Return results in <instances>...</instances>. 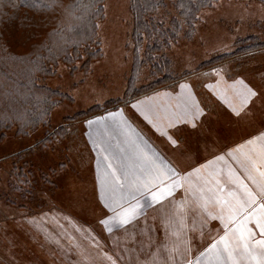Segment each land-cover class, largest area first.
<instances>
[{"label": "crops", "instance_id": "1", "mask_svg": "<svg viewBox=\"0 0 264 264\" xmlns=\"http://www.w3.org/2000/svg\"><path fill=\"white\" fill-rule=\"evenodd\" d=\"M214 76L186 77L84 122L76 137L88 148L84 166L66 176L61 193L48 196L54 211L24 210L8 221L14 230L22 219V244L16 230L7 234L0 264H257L259 257L234 238L231 259L218 250L226 230L232 238L222 204L235 203L229 193L243 199L246 185L264 201L249 178L264 183L257 171H264V160L247 143L264 133V89L244 76ZM164 168L178 171L182 186L159 203L151 192L140 195L137 189L143 192ZM137 200L143 207L123 223L117 213ZM248 226L256 234L249 248L257 249L259 230Z\"/></svg>", "mask_w": 264, "mask_h": 264}, {"label": "rangeland", "instance_id": "2", "mask_svg": "<svg viewBox=\"0 0 264 264\" xmlns=\"http://www.w3.org/2000/svg\"><path fill=\"white\" fill-rule=\"evenodd\" d=\"M104 10L105 16L98 24L103 56L86 70L80 68L82 62L77 64L76 70L59 63L55 75L40 81L41 85L68 96L52 109L49 124L27 132H19L15 127L0 130V246L3 248L9 246L7 234L13 235L14 230L19 241L15 243L22 244V219L14 230L7 226L13 216H20L24 210H55L48 196L61 193L63 185L69 184L66 176L71 171L77 173L78 168L84 166L83 159L86 161L88 148L78 143L77 133H81L83 123L89 118L111 111L100 110L107 102L122 100L121 106L186 77H192L194 82L208 81L216 73L231 79L244 76L258 89H264V0H218L203 9L193 35L181 38L167 50L172 72L178 79L128 99L124 97L130 87L133 67L130 0H105ZM24 16L29 20L39 15L28 12ZM14 30L12 41L23 44L21 40L27 36H22L19 29L17 33ZM25 33L28 35L27 29ZM247 38L254 39L241 46L254 45V49L243 52L238 44ZM236 52L213 65L203 66L215 57ZM153 80L149 67H144L129 93L134 89L140 93L142 87ZM15 252L17 257L22 254V251Z\"/></svg>", "mask_w": 264, "mask_h": 264}, {"label": "trees", "instance_id": "3", "mask_svg": "<svg viewBox=\"0 0 264 264\" xmlns=\"http://www.w3.org/2000/svg\"><path fill=\"white\" fill-rule=\"evenodd\" d=\"M217 1L130 0L133 67L124 99L178 79L172 72L167 50L181 38L191 37L201 11ZM104 9L105 0H0V130L15 127L19 132H27L49 124L52 109L68 96L41 85L40 81L55 75L59 63L76 70L82 62L80 68L86 70L103 56L98 24L105 16ZM28 12L39 16L29 17V21L24 16ZM13 28L15 33L20 30L22 36H27L21 40L23 44L12 41ZM253 39L239 42L238 49H252L254 45L241 44ZM237 53L215 57L203 66ZM144 67H149L154 80L143 86L140 93L136 89L129 93ZM121 103L122 100H113L100 110L116 108Z\"/></svg>", "mask_w": 264, "mask_h": 264}, {"label": "snow or ice", "instance_id": "4", "mask_svg": "<svg viewBox=\"0 0 264 264\" xmlns=\"http://www.w3.org/2000/svg\"><path fill=\"white\" fill-rule=\"evenodd\" d=\"M238 83H242V81ZM181 87L183 88L184 86L182 85ZM247 95L255 96L256 93L253 92L251 89H248ZM237 115H239V112H237ZM247 143L251 145H256V148L254 149L255 155L259 159L264 160V133H261V135L256 137L255 139L249 140ZM249 158L251 159V157ZM216 159L222 160L223 157L218 156L216 157ZM253 163L255 164V162ZM108 167L111 168L110 163ZM194 171L198 172L199 169H194ZM257 171L259 172L261 180H264V171H260L259 168H257ZM191 174L192 173H188V175ZM176 177H179L178 171H175L172 168L160 169L158 170L157 174L153 177L154 183H152L151 185L145 184L143 192H140L139 189H137V191L140 195H144V192H151L152 200L159 203L165 194L170 195L173 189L178 186H182L181 180L177 179ZM249 178L259 189L260 195L264 196V183H258L256 181V178L252 177L251 175ZM121 187H123V185H121ZM243 187L245 198L241 199L239 196H237L236 193L233 192L229 193V195L232 197V200L235 201V203H229L228 201L222 202L223 205H227L228 207L229 215L227 217V227L231 228L232 238H230L229 232L226 230L225 235L221 237L220 241V243L223 244V248L219 249L218 252L226 253L227 258L231 259L235 251V247L233 244L234 238L236 242L243 244L244 249L249 256H253V258L259 257V259L257 260V264H264V201H258L256 195H254L253 192L248 189L246 185H244ZM153 188L156 190L153 191ZM132 199H136V196L133 195ZM217 202L220 203L221 201L218 200ZM204 206L205 208L207 207L206 201ZM142 207L143 205H141L137 200V204L135 207L125 209L123 213L118 212L117 215L123 217V223H128L130 219L134 218L136 214V208ZM112 210L116 211V209ZM209 216H211L212 219L219 218L222 222H224L225 220L223 216H212L211 213H209ZM253 222L255 223L256 228L259 230V235L261 236L260 240L255 241L256 245L258 246L257 249L249 248V242L254 241L256 235L253 232L252 228L248 226ZM213 247L215 248L216 246L213 245ZM188 264H191V261H189Z\"/></svg>", "mask_w": 264, "mask_h": 264}]
</instances>
